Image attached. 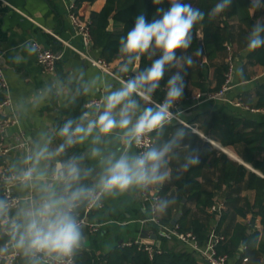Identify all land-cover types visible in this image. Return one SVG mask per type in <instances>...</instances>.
I'll use <instances>...</instances> for the list:
<instances>
[{
    "label": "clouds",
    "instance_id": "9594fccd",
    "mask_svg": "<svg viewBox=\"0 0 264 264\" xmlns=\"http://www.w3.org/2000/svg\"><path fill=\"white\" fill-rule=\"evenodd\" d=\"M167 2L170 7H158L151 22L141 12L120 37L112 82L76 65L15 99L13 110L24 117L55 99L67 107L82 97H98L78 115L26 137L22 151L0 169V264H76L87 242L83 212L109 198L148 197L200 165L199 150L189 143L193 132L173 109L183 99L187 69L196 64L188 50L205 12L185 0ZM232 3L217 0L208 18L221 16ZM261 9L264 0H250L252 15ZM246 46L264 47V18L252 25ZM37 55L39 45L27 40L13 50L12 60L20 64ZM142 57L151 64L141 70ZM172 69L165 97L157 102L154 94ZM175 202L171 194L154 197L150 211L164 215Z\"/></svg>",
    "mask_w": 264,
    "mask_h": 264
},
{
    "label": "crops",
    "instance_id": "0c3cea01",
    "mask_svg": "<svg viewBox=\"0 0 264 264\" xmlns=\"http://www.w3.org/2000/svg\"><path fill=\"white\" fill-rule=\"evenodd\" d=\"M75 2L76 0H0V63L4 68L12 98V107H8L7 112L18 117V122L9 126L7 130L6 143L8 144H16L28 136L34 137L41 128H51L69 116L78 115L85 110L90 100L98 98L82 97L76 104L67 107L62 98L55 99L50 104L29 111L27 116H18L13 110L15 99L20 96L27 97L33 89L42 86L45 80L57 75L63 77L72 70L73 66L83 65L89 75L100 74L102 78H107L109 82H112L110 72L93 65L71 47L64 46L62 41L53 34L55 33L66 40H70L77 47L86 50L82 38L76 35L74 31L69 15V8L73 4L75 9ZM105 3L106 0L84 1L78 10L79 16L90 21L92 13L100 11ZM260 18H264V13L258 10L253 15L252 25ZM229 22L234 27L232 29V39L227 42L233 45L236 55V68L237 70L243 69L250 73L251 78L240 81L237 76L235 85L228 91L225 98L206 97L217 84V72L221 64L226 62L227 52L226 49L219 51L216 57L210 59L202 50V54L197 56L194 54L197 47L192 43L188 52L193 54L196 64L187 69L184 96L182 100L177 102L176 106L177 110L182 113L181 117L190 124L195 125L199 130V132H195L191 129L193 132L189 141L191 147L199 150L200 157L203 151L210 150L212 152L209 166L202 170V174L199 177L202 187L209 190L217 189L219 191L218 196L221 198H223L221 196L222 191L228 190L227 198H223L226 202L225 211L227 212V217L221 226L222 232H227L230 235L236 222L241 221L248 224L254 221L255 227L260 231L259 239L262 236L264 239V223L261 222V215L257 213V208H254L256 191L248 187V175L245 179L235 181L228 187L222 182L221 169L213 162L214 158L220 154V152L218 153V148L223 150L228 148L235 153V155H232L226 150L228 152L226 154L231 159L245 164L252 171L262 175L260 171L243 160L242 143L223 145L215 134L210 135L208 129L210 126V113L218 108L237 117H255L264 121V111L255 112L235 104L236 101H242V99L245 100L242 101L245 104L246 101L252 100L257 85L264 82V66L251 64L247 58L250 52L246 46L247 34L252 25L248 27L243 23L241 24L237 17L230 18ZM113 28L120 29L121 27L111 18L109 29ZM198 34L200 35L199 43H202V31H199ZM27 40H35L44 47L61 52L55 72L44 73L37 61V56L27 57L26 62L20 64L13 62V50L20 51V45ZM87 51L94 57H101L100 49L94 45L88 48ZM177 54H180L179 50ZM109 62L114 70L118 62V55ZM174 72L175 69L165 72L160 82V88L154 94V99L157 102L163 101L166 94L167 81ZM129 75L131 76L132 73ZM197 94H201L202 97L196 99L195 96ZM0 95L3 98V95ZM179 123L188 128L183 123ZM206 128L208 129L207 132ZM169 131H171V128ZM22 147L12 148L7 156L0 155V169H2L3 164L8 166V163L22 151ZM173 166H175V162ZM185 174H183L181 179L184 178ZM175 181L173 179L170 183H166L160 189L153 190L150 193L151 196L171 194V196L176 198V202L167 210V213L161 215V218H170V223L165 224H174V219L177 216L180 218L185 208H190L189 219L199 217L201 220H205L206 213L196 206L194 200H189L186 196L183 197L185 200L182 199L181 202L177 200L178 196L182 195V190L177 188ZM228 197L229 199L238 200V205L244 206L248 210L245 217L234 210L232 203L227 201ZM245 197L247 198L246 204L244 203ZM150 205L151 201L144 199L143 195L135 197L125 195L114 199H106L101 207L91 210L93 211L91 215V211L89 212L92 220L104 224L100 226L98 231H92L88 226H84V232L87 237L85 250L100 256L118 245H125L126 242L134 241L138 238H143L147 242L159 246L162 242L161 238L155 239L143 232L146 228L157 231L159 226L156 224L144 225L140 221L150 215ZM220 217L213 216L211 228L217 224ZM168 242L171 245L178 244V247H183V244L177 240ZM245 248L246 246L243 244L240 245L241 251H244ZM247 264H264V254L259 251L252 252Z\"/></svg>",
    "mask_w": 264,
    "mask_h": 264
},
{
    "label": "trees",
    "instance_id": "16d2710c",
    "mask_svg": "<svg viewBox=\"0 0 264 264\" xmlns=\"http://www.w3.org/2000/svg\"><path fill=\"white\" fill-rule=\"evenodd\" d=\"M84 1L94 2L96 0H76L75 11L78 13ZM190 2L194 7L200 8L205 12V19L193 30V44L204 51V54L213 59L219 51L225 50L227 41L232 39L233 25L229 19L237 17L239 22L252 25L253 15L249 12L250 0H233L229 10L216 19H209L207 13L217 3V0H185ZM158 7L168 8L170 5L164 0L162 5H155L153 0H106L105 5L100 11H94L91 15V34L93 43L101 51V57L111 61L118 55V42L121 36H126L127 32L134 27L135 17L143 12L146 19L151 20L156 16ZM264 13V9H261ZM79 14V13H78ZM113 18L120 29H109L110 19ZM158 18V17H157ZM202 31V43L196 32ZM251 64H261L264 66V47L255 51H250L247 55ZM142 68L151 64L146 57L141 59ZM228 64H221L217 72V84L210 91L217 92L221 89L225 78ZM242 71V75L240 74ZM239 80L251 78V74L243 69L236 71ZM2 96L0 95V100ZM243 101V99H242ZM250 108H264V82L259 83L255 89L252 100L246 101ZM252 111V110H251ZM210 135L215 134L217 139L223 145L243 144V160L253 168L260 171L262 175L249 169L245 164L231 159L225 152L216 156L213 162L219 166L222 174V182L226 186H231L235 181L243 180L248 175V187L256 191L254 208L261 215V222L264 223V121L257 118L237 117L225 112L223 109H214L210 113ZM63 121H61L62 123ZM206 128V132L208 131ZM208 132V133H209ZM212 152L203 151L201 154V163L198 167L191 168L186 172L184 178L175 181L178 189L182 190V195L177 200L182 201L186 196L189 200H194L196 206L206 213V219L201 220L199 217L189 219L190 208H185L178 219L181 230H192L203 242L207 239L211 229V220L215 215L209 212L208 208L213 204L219 191L209 190L202 187L199 177L202 170L209 166ZM239 215L245 217L248 210L244 206L238 205V200L227 199ZM93 213L91 211L90 215ZM84 212L82 213V215ZM227 217L224 210L220 219L215 224L218 231L222 232L221 226ZM164 223H170V218H161ZM260 231L255 227L254 221L251 223L236 222L233 232L225 233L226 240L220 244L221 252L228 253L236 260L239 256H250L252 252L259 251L264 254L263 236L259 239ZM223 233V232H222ZM166 239L162 238L159 246H155L153 257L140 248L138 244L118 245L109 252L97 256L94 252L84 250L77 258V264H198L196 254L186 247H178V244H169ZM246 246L244 251L240 250V245ZM248 256V257H249Z\"/></svg>",
    "mask_w": 264,
    "mask_h": 264
},
{
    "label": "built area",
    "instance_id": "2783aa9c",
    "mask_svg": "<svg viewBox=\"0 0 264 264\" xmlns=\"http://www.w3.org/2000/svg\"><path fill=\"white\" fill-rule=\"evenodd\" d=\"M69 15L72 20V24L74 27V31L76 35H79L86 47V50L81 49L74 45L70 40H66L59 35L53 33L57 38H59L64 46L71 47L73 50L81 54L85 59L91 62L93 65L99 66L102 69L112 72L113 69L109 61H107L103 57H94L92 56L87 49L94 45L93 37L91 34L90 24L91 21L85 20L79 16V14L75 11L74 5L72 4L69 8ZM35 41V40H34ZM39 45V55H37V61L42 67L44 73H51L56 71L57 61L61 57V52H56L48 47L42 46L39 42L35 41ZM226 45V63L228 64V69L225 73L226 78L221 87V89L217 92H212L207 94L208 98H225L228 91H230L235 85L236 78V55L233 48V45L229 42L225 43ZM0 94L3 95V98L0 100V155L7 156L9 151L12 148L23 146L25 143V139L17 142L16 144H8L6 143V133L12 124H16L18 122V117L16 115H11L7 112L8 107H12V98L9 92V85L4 74V68L0 63ZM196 99H200L201 94H197ZM96 99V98H95ZM89 103V102H88ZM87 103V104H88ZM236 105H241L255 112L264 111V108H250L241 100L235 102ZM177 110L176 108L173 111ZM179 122L183 123L188 128L192 129L195 132H199L197 127L193 124H190L185 119H183L180 115ZM7 168L6 164H3L2 169ZM15 195V193H12ZM157 196H151L149 194L148 197H144L146 200H152V198ZM226 208V202L223 198L217 196L210 206V212L214 213L215 216L220 217L223 211ZM93 210V209H92ZM91 210H86L82 215V222L84 226H88L92 231H98L100 226L104 223L96 222L91 219L89 216V212ZM144 225L156 224L159 226V229L155 231L157 238H163L167 241L177 240L183 244L184 247L193 251L198 257V264H247L249 261L248 256H243L236 260L231 257L226 252H221L219 249L220 244H222L226 240V235L217 230L214 225L208 234V237L205 241H201L198 236L192 230H181L180 225L176 224H165L161 216H154L152 213L146 218L140 220ZM133 243L138 244L140 248L146 250L151 257H153L155 252V244L151 242H147L143 238H138L134 241L126 242L125 245H132ZM77 264V263H76Z\"/></svg>",
    "mask_w": 264,
    "mask_h": 264
},
{
    "label": "water",
    "instance_id": "95a60500",
    "mask_svg": "<svg viewBox=\"0 0 264 264\" xmlns=\"http://www.w3.org/2000/svg\"><path fill=\"white\" fill-rule=\"evenodd\" d=\"M203 52H204V51H203ZM183 200H185V198H184ZM178 218H179V216H177V217L174 219V221H173L174 224L178 221ZM143 232H144L146 235H150L151 237H153V238H155V239L157 238V236H156V234H155V231H154L153 229H148V228H146V229L143 230Z\"/></svg>",
    "mask_w": 264,
    "mask_h": 264
},
{
    "label": "rangeland",
    "instance_id": "374dc122",
    "mask_svg": "<svg viewBox=\"0 0 264 264\" xmlns=\"http://www.w3.org/2000/svg\"><path fill=\"white\" fill-rule=\"evenodd\" d=\"M225 60H226V57H225ZM224 62H225V61H224ZM238 101H239V100H238ZM243 101H245V100H243ZM219 152H220V153H221V152H225V153H226L227 151H226L225 149L223 150V149H219V148H218V153H219ZM227 153H228V152H227ZM227 191H228V190H227ZM227 191H225V190L222 191L221 196H222L223 198H227V196H226L227 193H228ZM228 194H229V193H228ZM246 201H247V198L245 197L244 203H245ZM245 204H246V203H245Z\"/></svg>",
    "mask_w": 264,
    "mask_h": 264
},
{
    "label": "bare ground",
    "instance_id": "6f19581e",
    "mask_svg": "<svg viewBox=\"0 0 264 264\" xmlns=\"http://www.w3.org/2000/svg\"><path fill=\"white\" fill-rule=\"evenodd\" d=\"M226 150H228L230 154L235 155V153H234L232 150H230V149H228V148H227ZM176 223H177V222H176ZM176 223H175V224H176ZM173 241H174V240H173Z\"/></svg>",
    "mask_w": 264,
    "mask_h": 264
}]
</instances>
